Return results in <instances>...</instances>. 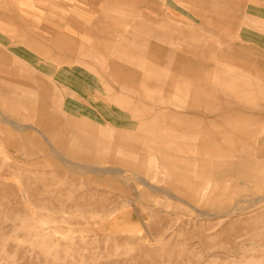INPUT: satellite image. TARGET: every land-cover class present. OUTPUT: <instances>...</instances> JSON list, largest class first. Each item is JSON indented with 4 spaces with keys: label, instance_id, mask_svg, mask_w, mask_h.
<instances>
[{
    "label": "rangeland",
    "instance_id": "374dc122",
    "mask_svg": "<svg viewBox=\"0 0 264 264\" xmlns=\"http://www.w3.org/2000/svg\"><path fill=\"white\" fill-rule=\"evenodd\" d=\"M8 2L12 0H0V23L8 38L17 39L19 26L23 32L33 34L37 43L48 46L54 32L77 35L78 31H72L67 23L68 18H73L80 25L79 33H112L90 36L87 41L89 46L95 40L111 44L109 60L114 58L113 48L120 38L115 34L118 30L127 32V41L117 44L121 47L132 49L133 41L136 46L164 50V58L156 69L159 72L147 93L149 98H140L114 82L90 60L100 75V89L68 94L66 98L70 99L66 102L75 108V114L70 115L86 112L85 117L102 134L123 126L115 121L118 110L132 112V102L148 107L143 116H151L150 109L157 106L155 101L166 96L162 90L168 81L166 66L176 63V57L189 50L198 52V48L231 47L220 41L219 28L208 26L207 14L200 19V11L184 0H165L167 19H154L156 16L139 3L140 15L147 24L133 29L135 35H130L131 28L114 27L110 21L100 23V0H25L22 5L28 11L21 13L22 20L7 11ZM247 2L244 0L236 13L235 26L244 33L249 49L262 52L264 31ZM221 6L228 9L223 2ZM125 8L124 14L128 15L129 6ZM238 42L233 39V47ZM144 53L135 55L143 59ZM208 60L205 62L213 65ZM256 62L264 67V59L256 58ZM70 74L89 83V75L77 70ZM183 79L175 76L174 86H182ZM105 85L112 91L102 90ZM92 94L114 116H90L89 111L93 110L82 102ZM260 104L264 105V101ZM130 116L126 126H137ZM29 117L28 111L0 106V264H264V157L250 158L258 168L254 179L246 180L236 174L215 179L192 172L189 181L199 187L173 189L167 175L155 168L154 158L136 173L138 177L128 176L121 173L124 171H115L111 156L98 159L91 148L95 146L92 140L87 143L77 136L66 146L62 138L70 134L63 126L54 127L55 138L49 139L33 133L29 120L19 122ZM262 128L264 122L248 125L250 131L261 136ZM187 191L196 192L194 201L182 194ZM211 191L222 193L205 195Z\"/></svg>",
    "mask_w": 264,
    "mask_h": 264
},
{
    "label": "crops",
    "instance_id": "0c3cea01",
    "mask_svg": "<svg viewBox=\"0 0 264 264\" xmlns=\"http://www.w3.org/2000/svg\"><path fill=\"white\" fill-rule=\"evenodd\" d=\"M100 1L103 3L100 23L110 21L114 27L122 25L125 29L131 28L130 35H135L133 29L147 24L140 15L139 3L156 16L154 19L168 18L163 8L166 6L165 0ZM24 2H8L7 11L22 20L21 13L28 11L22 5ZM184 2L200 11V19L207 14L210 21L208 26L219 28L220 41L231 47L185 51L184 54L193 60L183 54L176 57V63H168L165 70L168 81L162 89L166 96L155 101L157 106L150 109L151 116H143L148 107L130 103L133 108L129 112L130 117L138 123L137 126H126L130 114L118 110L119 117L115 121L123 126L110 128L109 134L99 133L95 124L85 117L86 112L76 116L69 114H75V108L69 106L66 102L69 97H66L68 94H86L100 89V75L90 64L92 60L114 82L140 98H149L147 93L159 72L156 69L164 58V50L136 46L133 41L132 49L121 47L117 44L127 41L124 39L127 32L118 30L115 34L120 38L113 48L114 58L109 60L107 53L109 55L111 44L95 40L96 43L89 46L87 41L90 36H108L112 33H106L105 30L79 33L80 25L73 18H68L67 23L72 31H78L77 35L73 37L72 33L59 35L54 32L48 39V46L37 43L32 39L33 34L23 32L19 26L17 39L8 38L3 23H0V106L28 111L30 117L21 118L19 122L29 120L28 125H32L33 133L44 134L49 139L55 138L54 127L62 129L63 126V130L70 134L63 135L66 146L77 136L87 143L92 140L95 146L91 148L97 152L98 159L103 161L106 155L111 156L109 160L116 166L115 171H124L122 174L138 177L136 173L143 170L150 158H154L155 164L159 165L155 168L167 175L171 181L169 187L173 189L199 187L189 181L192 172L215 179L234 174L246 180L254 179L258 168L253 166L250 158L254 155L264 157V135L250 131L248 125L264 122V105L260 104L264 101V67L256 62V58L264 59V51L253 52L249 49L244 33L236 29V13L240 12L244 0ZM221 2L228 9H223ZM127 5L128 15L124 14ZM158 6L162 7L160 11ZM247 8L257 14L264 31V0H248ZM233 39H239L238 46L233 47ZM143 51V59L135 55ZM90 55L94 58H90ZM207 58L213 61V65L205 62ZM132 67L142 72L138 73ZM73 70L84 76L89 75V83L72 77L70 73ZM169 70L171 72L168 75ZM92 75L97 78L93 79ZM175 76L185 77L181 81L182 86H174ZM246 77L253 79L248 80ZM101 89L112 91L106 85ZM13 100L16 102L11 104ZM83 103L93 110L89 111L90 116L96 114L103 119L114 116L103 108L97 95L86 96ZM82 104L79 105L83 108ZM117 107L123 109L121 105ZM200 113L204 116L200 117ZM261 131L264 132V128ZM254 144L258 147L257 151H254ZM221 193L211 191L205 195L218 196ZM182 194L191 201L196 198V192L193 191Z\"/></svg>",
    "mask_w": 264,
    "mask_h": 264
}]
</instances>
